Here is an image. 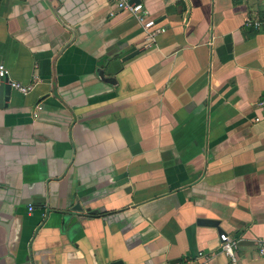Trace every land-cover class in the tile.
<instances>
[{
    "label": "crops",
    "instance_id": "crops-1",
    "mask_svg": "<svg viewBox=\"0 0 264 264\" xmlns=\"http://www.w3.org/2000/svg\"><path fill=\"white\" fill-rule=\"evenodd\" d=\"M145 7L0 0V264H264V0Z\"/></svg>",
    "mask_w": 264,
    "mask_h": 264
},
{
    "label": "built area",
    "instance_id": "built-area-1",
    "mask_svg": "<svg viewBox=\"0 0 264 264\" xmlns=\"http://www.w3.org/2000/svg\"><path fill=\"white\" fill-rule=\"evenodd\" d=\"M119 12H127L135 17L143 29L147 33L148 41H151L157 32L164 30L163 27H155V20L148 18L147 10L145 7L146 0H112ZM247 24L251 25L254 29L264 30V17L262 19L247 20ZM0 79H6L11 88L19 91L22 94H27L32 89L33 84H23L17 81L8 80V70L1 64L0 65ZM32 207L30 206L29 209ZM220 249L232 261L237 259V241L228 236L225 232L219 233ZM259 252L264 253V239L258 240Z\"/></svg>",
    "mask_w": 264,
    "mask_h": 264
},
{
    "label": "water",
    "instance_id": "water-1",
    "mask_svg": "<svg viewBox=\"0 0 264 264\" xmlns=\"http://www.w3.org/2000/svg\"><path fill=\"white\" fill-rule=\"evenodd\" d=\"M1 84H0V88L4 89V85H3V80L6 79H1ZM199 224H203V225H208V226H213V227H218V223L217 220H213V219H201L198 222ZM221 232V230L219 231V233ZM111 264H121L120 262H112Z\"/></svg>",
    "mask_w": 264,
    "mask_h": 264
}]
</instances>
